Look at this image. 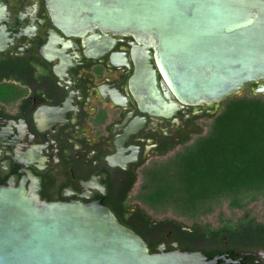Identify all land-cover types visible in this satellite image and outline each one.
<instances>
[{"label": "flooded vegetation", "instance_id": "obj_1", "mask_svg": "<svg viewBox=\"0 0 264 264\" xmlns=\"http://www.w3.org/2000/svg\"><path fill=\"white\" fill-rule=\"evenodd\" d=\"M0 5V187L47 202L101 201L152 253L264 264V212H217L188 224L175 215L152 218L128 202L141 170L203 135L224 100L181 104L166 96L158 72L150 84L149 38L99 29L67 35L47 0ZM159 101L171 105L166 116L149 108Z\"/></svg>", "mask_w": 264, "mask_h": 264}, {"label": "water", "instance_id": "obj_2", "mask_svg": "<svg viewBox=\"0 0 264 264\" xmlns=\"http://www.w3.org/2000/svg\"><path fill=\"white\" fill-rule=\"evenodd\" d=\"M47 6L67 35L99 29L151 39L149 82L158 72L166 96L181 104L219 103L264 81V0H47ZM251 95L264 96V83ZM170 107L149 105L161 116ZM0 264L212 262L201 252L152 253L101 201L47 202L2 186Z\"/></svg>", "mask_w": 264, "mask_h": 264}, {"label": "trees", "instance_id": "obj_3", "mask_svg": "<svg viewBox=\"0 0 264 264\" xmlns=\"http://www.w3.org/2000/svg\"><path fill=\"white\" fill-rule=\"evenodd\" d=\"M170 157L141 170L135 200L154 213L206 217L222 202L264 204V96L226 98L222 110Z\"/></svg>", "mask_w": 264, "mask_h": 264}, {"label": "rangeland", "instance_id": "obj_4", "mask_svg": "<svg viewBox=\"0 0 264 264\" xmlns=\"http://www.w3.org/2000/svg\"><path fill=\"white\" fill-rule=\"evenodd\" d=\"M244 95L252 96L251 94H249L248 91H244V92H242V94L240 96H237V97H241V96H244ZM225 100L223 102H225ZM208 127L209 126H207V128H206V132L208 130ZM206 132L204 134H206ZM153 162H156V161H153ZM153 162L149 163L148 165L152 164ZM148 165H146V166H148ZM140 180H141V178H140ZM128 202L132 206H137V205L141 206V208H144L152 216V218H160V217H162L164 215L165 216H167V215L173 216L172 213H154L153 211L149 210L144 205H142L141 203H139L138 201L135 200V193H132L130 195V198H129ZM244 210H258L259 212H264V204H263V202L261 200L256 201V202H252L249 205H247V207ZM226 211H230V209L227 207L226 202H222L219 206H217V208L214 210V212L212 214L214 215L217 212H221L222 213V212H226ZM204 219H206V217H204ZM183 220H184L185 223H188V224L190 223L189 220H186V219H183Z\"/></svg>", "mask_w": 264, "mask_h": 264}]
</instances>
